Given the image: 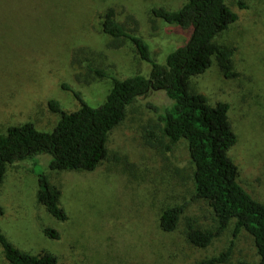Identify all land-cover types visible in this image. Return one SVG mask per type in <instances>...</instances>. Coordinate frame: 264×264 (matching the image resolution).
Instances as JSON below:
<instances>
[{"label":"rangeland","instance_id":"obj_1","mask_svg":"<svg viewBox=\"0 0 264 264\" xmlns=\"http://www.w3.org/2000/svg\"><path fill=\"white\" fill-rule=\"evenodd\" d=\"M186 1L0 0V134L28 122L51 132L59 115L48 109L50 99L65 112L80 107L63 84L98 107L111 82L88 76L87 61L119 79L149 74L150 66L139 59L132 43L109 47L111 38L101 31L108 8L127 29L137 27L134 34L162 64L189 33L156 18L151 10L174 11ZM226 4L237 20L215 41L233 49L237 75L224 78L213 62L189 86L210 105L229 106L236 143L228 156L238 169V183L264 204V0ZM170 105L162 91L137 97L125 119L110 131L106 158L94 171H50L51 157L46 155L8 166L0 185V233L15 249L32 255L47 252L58 264H200L228 249L224 264L256 263L252 238L244 230L234 235L233 223L205 248L187 241L189 221L211 231L218 224L205 201L192 199L193 167L185 142L165 152L145 139L147 129L159 132L161 111ZM44 173L60 191L64 221L36 201L38 178ZM178 205L185 207L175 229L164 232L161 213ZM44 229L55 231L58 238L44 235ZM0 264H6L1 248Z\"/></svg>","mask_w":264,"mask_h":264},{"label":"trees","instance_id":"obj_2","mask_svg":"<svg viewBox=\"0 0 264 264\" xmlns=\"http://www.w3.org/2000/svg\"><path fill=\"white\" fill-rule=\"evenodd\" d=\"M239 6L243 7L241 3ZM151 12L165 23L187 31V41L158 64L148 44L134 34L137 27L127 29L117 22L114 10L108 8L102 15L101 31L111 38L109 47L118 49L126 41L132 43L139 59L150 66L149 74L119 79L108 69L87 61L84 69L88 76L111 82L105 100L98 107H91L79 92L63 84L62 89L71 92L80 107L65 112L56 100L50 99L48 109L59 115L51 132L39 131L29 122L7 127L5 133L0 134V185L8 166L41 155L51 157L50 171H94L106 158L110 131L125 119L128 107L149 91H162L171 105L161 111L159 132L147 129L145 139L165 152L172 151L179 142H185L193 167L192 199L205 201L218 224L216 230L211 231L198 229L189 221L187 241L205 248L233 223L234 235L244 230L252 238L258 256L257 262L252 264H264V204L238 183V169L228 156L236 143L227 114L229 106L225 103L212 106L203 95L191 92L189 86L191 78L204 73L213 62L224 78L237 75L232 63L233 49L215 41L236 22L237 15L228 8L226 0H187L177 10L158 7ZM128 18L133 20L130 16ZM59 199L60 191L49 183L46 173L41 174L36 201L50 216L64 221L66 214ZM184 207L178 205L165 209L159 218L161 230L173 231ZM43 233L58 238L53 230L44 229ZM0 248L6 264H58L56 257L47 252L32 255L15 249L1 233ZM229 255L228 249L200 264H224Z\"/></svg>","mask_w":264,"mask_h":264}]
</instances>
